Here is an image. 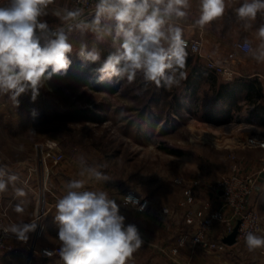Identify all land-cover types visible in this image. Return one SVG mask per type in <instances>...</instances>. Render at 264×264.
I'll use <instances>...</instances> for the list:
<instances>
[{"label":"rangeland","instance_id":"rangeland-1","mask_svg":"<svg viewBox=\"0 0 264 264\" xmlns=\"http://www.w3.org/2000/svg\"><path fill=\"white\" fill-rule=\"evenodd\" d=\"M6 3L0 0V5ZM70 42L72 64L67 75L46 81L35 100L29 91L18 107L11 101L5 108L2 153L8 163L17 164L34 158L37 143L58 140L65 159L45 186L60 189L56 197H61L68 181L82 178L78 157L83 156L89 165L106 164L101 170L110 179L89 181L87 190L106 191L109 197L116 193L123 203L129 192L148 200L152 256H162L167 264L193 263L195 250L168 254L182 228L184 184L199 179L206 194L205 189L235 165L246 173L245 162L253 165L260 158L261 168L264 150L248 140L255 135L264 138V130L241 126L255 116L249 109L254 93L245 98L239 92L237 73L228 79L223 68L212 67L207 58L189 50L184 69L188 75L180 87H157L140 75L132 82L114 78L97 83L93 69L114 50L110 41L98 45L101 61L94 65H84L77 55L81 43L92 46L90 33L81 37L73 32ZM58 171L68 175L63 178ZM179 178L183 184H178Z\"/></svg>","mask_w":264,"mask_h":264},{"label":"clouds","instance_id":"clouds-1","mask_svg":"<svg viewBox=\"0 0 264 264\" xmlns=\"http://www.w3.org/2000/svg\"><path fill=\"white\" fill-rule=\"evenodd\" d=\"M51 3L53 0H7L0 5V95H8L16 107L23 94L30 91L35 100L46 81L67 75L73 32L93 36L92 46L81 43L77 52L84 65L101 61L98 45L110 41L114 49L93 69L97 83L114 78L132 82L140 75L146 83L171 90L187 79V42L179 22L189 16L191 0H95L94 11L88 15L79 7L54 10L52 15L63 25L55 30L42 19L49 15ZM198 5L194 26L201 29L222 18L228 8L243 22L245 31L253 28L258 14L264 19V0H198ZM256 38L260 41L256 47L247 39L241 47L264 62V23L256 29ZM106 166L89 165L83 156L78 157V176L82 178L68 181L65 193L56 201L54 223L63 264H127L144 243L137 226L126 223L120 205L106 191L85 187L89 181H108L101 170ZM17 179L0 167V193ZM15 194L26 195L22 188H16ZM135 200L131 194L124 197L125 205L135 206ZM14 210L24 212L21 204ZM36 228V222L21 221L4 231L26 242ZM244 240L249 251L264 248V235L249 231Z\"/></svg>","mask_w":264,"mask_h":264},{"label":"crops","instance_id":"crops-1","mask_svg":"<svg viewBox=\"0 0 264 264\" xmlns=\"http://www.w3.org/2000/svg\"><path fill=\"white\" fill-rule=\"evenodd\" d=\"M68 3L69 0H53V3L48 6L49 15L42 19L47 21L50 28L53 29L57 24L61 23L58 17L52 15V12L57 9H63ZM235 6L239 5H233L232 7ZM198 15V0H191L189 16L179 22L180 26L184 29V38L197 39L202 34L206 55L211 56L217 61L226 60L230 62L232 67H235L237 72L235 79L237 78L240 94L243 92L246 96L245 98H247L249 93H254L251 97L254 99V102L249 109L255 116L253 119L248 118V121L244 122L241 126L254 127L257 132L263 131L264 62H258L247 52L236 50L235 44L247 39L253 47H256L260 43L256 38V29L264 23V19H261L258 14L253 28L245 31L243 22L236 18L232 8H228L222 18L213 21L210 25L201 29L194 26V21L198 18ZM233 51H236V55L231 58ZM21 97L19 101H21ZM11 101L8 95H0V131L3 130L1 126L5 125L3 124L4 122H1V119L4 120L1 116L5 114V108L8 107ZM22 111L19 110V113ZM259 160L260 158L254 159V166L247 165L248 162L246 161L245 163L248 167L244 168V170L251 172L260 169ZM0 167H3L9 175L18 177L14 184L9 185L7 191L0 193L2 216L6 224L9 226L12 223L21 221L25 223H37L35 232L29 233V242L36 246V250L31 251L30 244L13 239L10 241V246L0 252V264H63L59 256L48 258L39 253V250L42 248L58 246L60 243L57 239L58 229L54 223L55 204L58 198H60L56 197V193L60 189L49 188L42 191L32 157L17 164L8 163L0 147ZM56 173L62 175L63 178L68 175L65 171H62V173L58 171ZM16 188H22L26 195L17 197L15 194ZM64 193L65 186H62L59 195L62 197ZM110 198L120 205V212L126 217V223L135 224L144 240L142 246L133 253L127 264H167L162 256L153 255V257L151 253L149 242L151 240V215L149 207L140 211L138 206L125 205L120 196L116 193L113 194V192L110 193ZM251 198L250 207L259 210L258 212L262 218V230L259 235H264V172L260 175ZM17 204L22 205L24 208L23 213H17L14 210ZM239 249L240 251L237 246H231L222 255L197 249L193 252L192 259L194 261L190 264H264V248H258L251 252Z\"/></svg>","mask_w":264,"mask_h":264},{"label":"built area","instance_id":"built-area-1","mask_svg":"<svg viewBox=\"0 0 264 264\" xmlns=\"http://www.w3.org/2000/svg\"><path fill=\"white\" fill-rule=\"evenodd\" d=\"M95 0H69L64 7L68 9L83 8L85 15L94 11ZM63 8V9H64ZM187 42V50L207 58L212 67L223 68V72L231 79L235 70H231L230 62L226 60L217 61L204 52V38L201 34L197 39L184 38ZM238 42L235 44L236 50L246 52ZM236 55V51L231 53V58ZM248 144L260 147L264 150V138L260 136H251ZM65 156L61 149V144L56 139H46L35 146V155L33 158L35 170L38 175L40 188L45 189L47 181L51 179L54 170L64 162ZM262 166L260 169L252 172H244L239 166L235 165L232 170L223 176L216 184H212L205 189L202 188V182L199 179L184 184L183 202L185 207L183 214L182 228L178 234L175 244L169 247L168 254L178 256L182 250L203 249L216 254H224L231 246H237L244 251L251 252L245 245V234L252 231L259 235L262 230V218L256 208L250 207V198L258 183L259 177L264 172V155L262 157ZM182 178L178 179V184H183ZM136 197L134 205H140L143 209L149 207V201L139 198L134 192H129ZM140 207V208H141ZM168 213V208L164 209ZM239 224L236 243L226 244L223 240L233 232ZM0 204V252L10 246V241L17 239L10 232H5L7 228ZM216 230V231H215ZM219 231V232H218ZM30 250H36V246L29 242ZM59 246H48L39 250V253L45 257H55L58 254ZM52 252V255H46L45 252ZM167 252V249L164 250Z\"/></svg>","mask_w":264,"mask_h":264},{"label":"water","instance_id":"water-1","mask_svg":"<svg viewBox=\"0 0 264 264\" xmlns=\"http://www.w3.org/2000/svg\"><path fill=\"white\" fill-rule=\"evenodd\" d=\"M238 228H239V224L234 228L233 232L230 233L228 236H226L224 238V242L228 245H233L236 243V238H237V234H238Z\"/></svg>","mask_w":264,"mask_h":264}]
</instances>
